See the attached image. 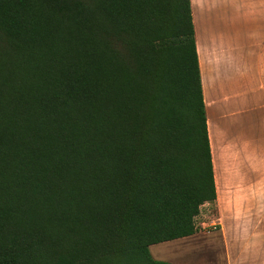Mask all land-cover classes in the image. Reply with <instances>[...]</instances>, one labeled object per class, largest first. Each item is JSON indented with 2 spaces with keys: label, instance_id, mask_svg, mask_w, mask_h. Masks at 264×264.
Masks as SVG:
<instances>
[{
  "label": "trees",
  "instance_id": "obj_1",
  "mask_svg": "<svg viewBox=\"0 0 264 264\" xmlns=\"http://www.w3.org/2000/svg\"><path fill=\"white\" fill-rule=\"evenodd\" d=\"M215 200L190 0H0V264H171Z\"/></svg>",
  "mask_w": 264,
  "mask_h": 264
},
{
  "label": "crops",
  "instance_id": "obj_2",
  "mask_svg": "<svg viewBox=\"0 0 264 264\" xmlns=\"http://www.w3.org/2000/svg\"><path fill=\"white\" fill-rule=\"evenodd\" d=\"M190 8L213 203L222 198L225 222L239 224L228 254H238L237 264H264V0H190ZM231 237L224 230V245Z\"/></svg>",
  "mask_w": 264,
  "mask_h": 264
},
{
  "label": "rangeland",
  "instance_id": "obj_3",
  "mask_svg": "<svg viewBox=\"0 0 264 264\" xmlns=\"http://www.w3.org/2000/svg\"><path fill=\"white\" fill-rule=\"evenodd\" d=\"M223 209L222 198L203 205L195 218V234L150 246L153 259L171 264H237L238 254H228V251L237 250L239 239L233 236L239 224L225 222ZM224 230L232 236L227 246L223 243Z\"/></svg>",
  "mask_w": 264,
  "mask_h": 264
}]
</instances>
